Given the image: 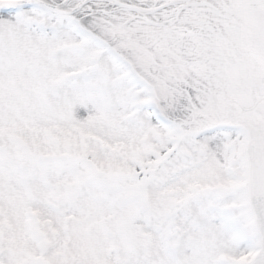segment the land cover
Listing matches in <instances>:
<instances>
[{
    "label": "snow or ice",
    "instance_id": "6c2138e0",
    "mask_svg": "<svg viewBox=\"0 0 264 264\" xmlns=\"http://www.w3.org/2000/svg\"><path fill=\"white\" fill-rule=\"evenodd\" d=\"M0 264H264V0H0Z\"/></svg>",
    "mask_w": 264,
    "mask_h": 264
}]
</instances>
